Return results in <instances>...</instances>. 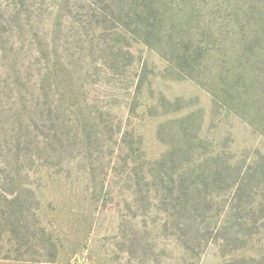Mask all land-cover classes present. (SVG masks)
Wrapping results in <instances>:
<instances>
[{
	"label": "trees",
	"instance_id": "obj_1",
	"mask_svg": "<svg viewBox=\"0 0 264 264\" xmlns=\"http://www.w3.org/2000/svg\"><path fill=\"white\" fill-rule=\"evenodd\" d=\"M190 8L200 12V0H0V264H99L89 239L106 212L118 214L122 227L107 264H162L151 244L125 233L129 218L145 234L155 225L171 231L177 264H204L210 246L214 264L243 262L240 248L232 258L226 251L231 230L244 224L247 170L223 149L201 152L192 112L168 111L180 98L156 97L148 64H134L136 44L157 50L168 70L218 99L204 71L211 67V75L213 60L202 55L214 58L208 39L225 32L197 33L196 16L181 19ZM225 21L226 53L260 67L259 79L258 68L246 69L225 89L230 110L264 136V107L250 102L264 101V27L249 19L232 35L235 21ZM132 68L124 121L114 110L121 94L107 95L105 84L118 87ZM158 115L161 149L150 152L140 127ZM105 151L117 153L106 161ZM120 167L126 182L114 191Z\"/></svg>",
	"mask_w": 264,
	"mask_h": 264
},
{
	"label": "rangeland",
	"instance_id": "obj_2",
	"mask_svg": "<svg viewBox=\"0 0 264 264\" xmlns=\"http://www.w3.org/2000/svg\"><path fill=\"white\" fill-rule=\"evenodd\" d=\"M192 9H187L186 12L181 14V19L185 18L189 20L192 16H196L193 19V21L195 20L193 23L195 24V28H197V33L200 35L204 34L205 36L213 35L219 28V31L225 32L221 34L220 39L218 37L216 39L215 36L208 39L209 43H211L210 45H213L217 52L216 56L211 59L207 53L202 55L206 58L204 60L206 63L208 62L207 59L213 60L212 67L214 68L211 75L209 72L211 67H205L204 71L205 73L207 71L208 77H211V80L210 78L208 80L214 84L212 88L216 91L218 99H215L210 90L198 84L195 80L189 78L181 79V76L174 70H168L167 57L157 50H151L146 46L136 44L133 49L134 64L135 67L143 66L145 63L148 64V78L152 82L154 88L153 94L156 97L161 94L160 92H164L169 99L180 98L178 103H176L177 105L166 104L168 111L171 112L177 108H181L189 110L187 113L192 112L189 116L193 117L197 134L202 137L201 145L203 147L201 148V152L204 153L206 149L212 148H217V152L223 149L222 151L226 153L225 156L234 160V166H244V169L247 170V178L244 181V185H242L246 191L244 196L245 204L243 205L244 218L241 221L244 224L231 230L226 252L230 253L232 255L230 258H232L234 256L233 250L235 251L237 248H240V256L243 259L242 264H264V136L260 135L259 132H255L249 123L250 121L243 119L236 111L230 110L235 103L230 102L226 98L225 93V89L228 86L234 88L233 84L239 80L241 82L244 70L250 71L253 68H258L256 71L257 78L259 79L258 70L260 69L259 65L257 67L255 64L244 61V57L240 58L239 56L238 58L236 51L233 55L226 53V46L229 44V40L225 36L226 32H228L227 21L225 19L235 21L234 25L236 29L232 35H240L242 28L248 25L249 19L254 20L251 22L257 28L264 27V0H200V12ZM251 12L252 14L249 18ZM157 43L159 48L163 47L167 49L164 40H159ZM170 49L169 47L167 50ZM244 49L246 50V47ZM206 68L208 69L205 70ZM136 69H130L129 73H127V80L120 82L118 87H110L107 86L108 84H105V89L108 90L107 95L110 96L114 92L121 94L116 98L117 101L114 102V110L119 116L118 119L120 118L124 121L126 120L128 110V96L131 88L134 86L132 76ZM240 82L239 85L241 84ZM249 86L247 87L249 88ZM262 89L264 91V85ZM147 95H149L148 90L145 91L144 99ZM244 97L243 99L246 102L251 98L249 93L245 94ZM108 98L110 102H113L110 97ZM250 102L255 107L258 105L264 107V101L258 104L255 101L252 102V100ZM250 102L249 104L251 105ZM253 107L252 105L251 108ZM138 113L140 116H144L141 110ZM160 119L161 117L158 115V117L140 127V131L146 133L145 144L148 146L150 152H159L161 149V145L154 135L155 128L161 121ZM219 147L223 148L219 150ZM116 153V151L114 153L105 151L102 153V156H105V160L107 161L110 158H114ZM245 158L247 161H244ZM120 164L118 163V165ZM119 170L121 176L111 177L114 191H119L120 188L123 189L124 182H126L125 171L122 167ZM107 177V175H103L102 179L106 180ZM125 194L128 193L125 192ZM119 198L116 197L115 201L119 200ZM152 218L154 216L149 218V222H152ZM160 218L156 216V219H158L156 223L160 222L163 224ZM120 222L121 218L118 214H107V212L100 214V221L98 222L95 234L89 239L90 242L93 241V245H96L94 247L99 248V264L108 263L106 260L110 256L107 257V254L115 250L114 247H116L117 241L122 240L114 237L115 234L122 233ZM153 223H155L154 220ZM135 227L140 229V231H135ZM156 227L157 225L151 227L150 231L147 230L145 234L144 226L136 222V220L133 221L129 218L125 223L124 231L129 234L136 232L140 237L137 234L135 237L141 238L143 243L151 244L155 252H158L156 254L160 257L162 264H177L180 249L175 244V241L172 242L174 236L170 235L171 231L169 232L168 229L161 227V225L158 227L159 229ZM237 230L242 233V237L237 238L234 235ZM144 234L148 240L144 238ZM209 253L210 255L205 258L204 264L215 263V258L211 256L212 246H210ZM121 260L117 259L116 264H124ZM80 264L88 263L82 261Z\"/></svg>",
	"mask_w": 264,
	"mask_h": 264
}]
</instances>
